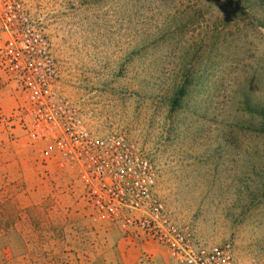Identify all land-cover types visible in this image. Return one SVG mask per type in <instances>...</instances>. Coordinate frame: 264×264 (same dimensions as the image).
Segmentation results:
<instances>
[{"label": "rangeland", "instance_id": "374dc122", "mask_svg": "<svg viewBox=\"0 0 264 264\" xmlns=\"http://www.w3.org/2000/svg\"><path fill=\"white\" fill-rule=\"evenodd\" d=\"M25 1L91 129L151 158L198 239L264 264V0ZM13 78L0 70V264H169L158 242L96 219L78 177L41 163L44 143L11 118Z\"/></svg>", "mask_w": 264, "mask_h": 264}, {"label": "built area", "instance_id": "2783aa9c", "mask_svg": "<svg viewBox=\"0 0 264 264\" xmlns=\"http://www.w3.org/2000/svg\"><path fill=\"white\" fill-rule=\"evenodd\" d=\"M0 70L13 75L18 98L11 118L44 143L45 167L74 174L91 214L137 239L164 246L169 264H238L231 241L204 242L178 221L157 191L151 158L124 133L98 134L57 85L53 43L25 0H0Z\"/></svg>", "mask_w": 264, "mask_h": 264}, {"label": "trees", "instance_id": "16d2710c", "mask_svg": "<svg viewBox=\"0 0 264 264\" xmlns=\"http://www.w3.org/2000/svg\"><path fill=\"white\" fill-rule=\"evenodd\" d=\"M262 112V111H261Z\"/></svg>", "mask_w": 264, "mask_h": 264}]
</instances>
